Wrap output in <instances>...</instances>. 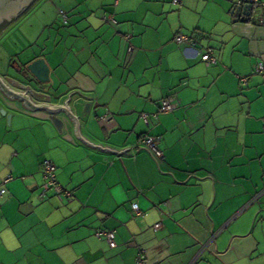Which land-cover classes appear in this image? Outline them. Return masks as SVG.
<instances>
[{"label": "crops", "instance_id": "1", "mask_svg": "<svg viewBox=\"0 0 264 264\" xmlns=\"http://www.w3.org/2000/svg\"><path fill=\"white\" fill-rule=\"evenodd\" d=\"M56 1L58 19L27 29L0 79L36 103L63 105L78 91L67 104L80 134L129 154L90 147L64 110L53 112L59 131L52 111L0 90V179L12 176L0 197V264H136L138 250L145 264H264V80L253 71L264 62V7L244 15L237 0ZM178 32L192 42L175 43ZM206 46L217 63L201 61ZM36 58L49 67L46 84L20 72ZM239 75L249 76L243 87ZM165 97L172 111L146 125L140 113ZM105 112L108 122L97 118ZM144 134L159 138L160 163L137 146ZM44 158L70 201L37 197ZM100 229L114 232L115 247L95 237Z\"/></svg>", "mask_w": 264, "mask_h": 264}, {"label": "built area", "instance_id": "2", "mask_svg": "<svg viewBox=\"0 0 264 264\" xmlns=\"http://www.w3.org/2000/svg\"><path fill=\"white\" fill-rule=\"evenodd\" d=\"M177 0H174L173 3H177ZM242 3L251 4L255 7H264V2L260 0H237L236 6L239 7ZM61 18L63 22L65 23L67 18L64 13H61ZM103 21L115 24L116 20L112 15H105L102 17ZM174 42L177 44L182 43H190L189 36L178 32L174 36ZM197 53L200 56L201 61L205 65H213L217 63V57L214 54V51L212 47L206 46L203 47L201 50L197 51ZM254 73L259 75L262 80H264V62H259L254 65L253 69ZM239 84L241 87L245 86L247 84V81L249 80V76L247 75H239L238 76ZM171 97H165L161 100L157 112L155 113H140V118L143 120V122L148 125L150 122V119H157L159 114H166L172 111V105H171ZM111 114L108 112H105L104 114H101L98 116V119L103 122H108L111 120ZM159 138L156 136H151L148 134L141 135L137 140V146L143 147L149 151V153L152 155L155 162L158 164L163 159V152L158 147ZM41 175L43 182L41 186L39 187L37 197L39 200L43 201L47 198V193L52 192L53 197L59 201V202H67L70 201L72 198V192L63 187L56 178V167L53 164L52 161L49 159L44 158L41 161ZM12 179L11 175H6L2 179H0V197L5 195L6 193V185L7 183ZM132 211L139 215L141 213L138 204L136 202L131 203ZM161 227V222H157L154 224V229H158ZM95 237L98 239L103 238L109 245V247L113 248L116 246V243L114 241V232L111 230H97L95 231ZM136 264H145L144 256L141 250H138L136 259Z\"/></svg>", "mask_w": 264, "mask_h": 264}, {"label": "water", "instance_id": "3", "mask_svg": "<svg viewBox=\"0 0 264 264\" xmlns=\"http://www.w3.org/2000/svg\"><path fill=\"white\" fill-rule=\"evenodd\" d=\"M34 1L35 0H0V24L7 25L11 23L14 19H16L19 15H21V13H23L30 5H32ZM251 7H252L251 4L245 3L244 6L242 7L244 11L243 14L248 15V11L251 9ZM20 72L22 75H25L27 78L28 77L34 78L40 84H46L49 82V67L43 58L34 59L30 63L26 64L25 69L20 70ZM0 90L9 99L16 98L17 100H20L23 107L27 109L30 110L43 109L45 111H52L49 112L50 113L49 121H51V123L59 131H62V128L64 126V121L61 118L56 117V114H54L53 112H60L64 110L67 114V117H69V119L74 125L75 136L79 137V139H81L84 144L90 147H93L97 150L98 149L104 150L106 152H113L116 154L117 153L129 154V153H125V150L129 149V147L117 151L108 148L107 146H101L99 144L94 145L80 134L79 125H81V119L76 117L75 113L73 112V109H71L72 110L71 111L67 104V101L70 99L69 95H71V93L73 92H78V91H73L69 93L68 99H65L63 105L60 104L55 105V104L36 103L33 100H31L26 94L22 92H15L14 90L7 87V85L1 79H0ZM87 106L88 104L85 105V110L87 109ZM1 115H5V111L2 108H0V116ZM6 117L7 119H9V114H7Z\"/></svg>", "mask_w": 264, "mask_h": 264}, {"label": "rangeland", "instance_id": "4", "mask_svg": "<svg viewBox=\"0 0 264 264\" xmlns=\"http://www.w3.org/2000/svg\"><path fill=\"white\" fill-rule=\"evenodd\" d=\"M60 5L56 0H35L21 15L14 19L15 21L11 25L3 24L0 26V32L6 27L0 36V62L9 58L15 60L19 50L30 39L26 33L27 29H33L35 35L44 24H51L52 13L53 17L58 19L57 12ZM29 25H33V27L30 28Z\"/></svg>", "mask_w": 264, "mask_h": 264}, {"label": "trees", "instance_id": "5", "mask_svg": "<svg viewBox=\"0 0 264 264\" xmlns=\"http://www.w3.org/2000/svg\"><path fill=\"white\" fill-rule=\"evenodd\" d=\"M190 38V37H189ZM190 42H192V39L190 38Z\"/></svg>", "mask_w": 264, "mask_h": 264}, {"label": "flooded vegetation", "instance_id": "6", "mask_svg": "<svg viewBox=\"0 0 264 264\" xmlns=\"http://www.w3.org/2000/svg\"><path fill=\"white\" fill-rule=\"evenodd\" d=\"M0 26H2V25L0 24Z\"/></svg>", "mask_w": 264, "mask_h": 264}]
</instances>
